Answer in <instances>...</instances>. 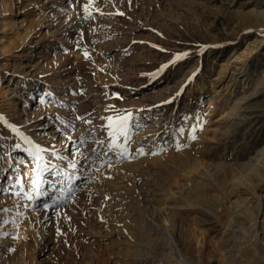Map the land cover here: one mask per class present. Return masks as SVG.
<instances>
[{
	"label": "rangeland",
	"instance_id": "obj_1",
	"mask_svg": "<svg viewBox=\"0 0 264 264\" xmlns=\"http://www.w3.org/2000/svg\"><path fill=\"white\" fill-rule=\"evenodd\" d=\"M86 3L0 0V194L11 189L17 132L42 148L39 164L21 168L24 183L32 165L58 174L44 198L55 201L51 224L16 193L0 264H171L172 245L147 223L152 199L177 217L196 264H264V88L254 89L264 74V0H94L85 18ZM68 73L73 83L62 87L79 96V120L65 143L54 132L64 91L52 92ZM126 113L120 157L102 126ZM95 116L102 126L87 123ZM73 150L79 166L67 160ZM105 189L117 193L116 210Z\"/></svg>",
	"mask_w": 264,
	"mask_h": 264
},
{
	"label": "bare ground",
	"instance_id": "obj_2",
	"mask_svg": "<svg viewBox=\"0 0 264 264\" xmlns=\"http://www.w3.org/2000/svg\"><path fill=\"white\" fill-rule=\"evenodd\" d=\"M11 11H13L12 13H14V10H11ZM15 24L16 23H13V25H15ZM66 82L69 83L70 86L73 83L71 74L68 73L67 75H64V76L59 75V79L54 81L55 85H57V86L55 87V90L53 89L52 96L57 95V92L60 93L61 89H63V91H64L65 89L62 86ZM254 85H255L254 86L255 91H257V89H259V87L264 88V74L259 75L254 79ZM64 92H61L62 93V99L59 98L58 100H55L56 101L55 102V105H56L55 108L57 110V112H56L57 113L56 114L57 120L60 123L57 125L56 130H54V132L60 133L61 137L63 139H65L64 142L67 143L68 139L73 140L75 138V136L77 135V132L74 131V129H75L74 125L78 122L79 117L73 119L72 121H71V118H73L75 116L76 107H77L76 100L79 98V96L74 95V91L71 88H68V89L66 88V92L65 93ZM234 114H235V110L231 111L229 115H234ZM71 115H72V117H71ZM101 120L102 119L95 116V120H92V121L87 120V123L92 125L94 122H96L98 126H102L103 122ZM107 126L108 125L102 126V129L105 132L104 135L108 134ZM92 127H93V125H92ZM86 131H88L89 134H94V135L96 134L95 131L90 130V129H87ZM20 132H22V131H20ZM129 134H130V130H129L128 135ZM17 137H18L17 139H18L20 145H16L13 149V152H15L14 153L15 161L13 160V157H11L9 159L10 163L13 166L15 165V169H16L14 174L10 173L8 175V178H9L10 183H11V189H9V190H7L6 188L4 190L1 189L2 192L0 194V202L3 205H5L4 209L6 210V213L1 214L3 217V220H1V223H0V228H1L2 233H3L2 237L0 236V242L3 244L2 248H1V252L3 250L2 254L5 256L7 253L4 254V252L7 250V247L10 244H12L11 243L12 240L10 239L11 237L4 236V234L8 233V232L10 233L11 229L13 228L12 224L7 223V219H9L8 217L14 216L13 211L10 209L13 206L12 204L14 202V197H15L16 193L22 192V196L24 197L23 198L24 201H22L21 204L23 207H25L26 212H28V214L30 216L34 217L36 219V221L38 222V220H40L42 218V217H40V215L43 213L44 214L43 217H45V221H47L48 224H51L53 221H52V217H49L48 210H50V205L53 204L54 202H49V200H44V198L46 196L45 191H47V188H46L47 185L46 184H47V182H50L49 185L51 186V184L55 183V181H57V178H58V174H57L56 169L54 170V172H52L53 175L48 177V176H45L42 172H40L38 167H35V165L31 164L33 166L32 168L35 169L34 173L32 174L33 175L32 179L29 182V184L24 183L23 175L19 174V172H21V168L25 165L26 166L28 165L27 160H26L28 158H30V160L34 161L35 164L36 163L39 164L40 159L43 158L42 150H41L42 148L39 147L37 140H35L31 136H28L24 133L17 132ZM96 142H98L97 143V145H98L101 142V140H98V137H96V139L94 140V145L96 144ZM116 143L120 144L121 147H115V146H113V147L116 151L121 153L120 157H122L123 152L127 151L126 150L127 149V142H125L123 137H120ZM111 144H112V139L110 138L109 139V145H111ZM107 145H108V142H107ZM69 146H70V144H69ZM73 148L74 147L71 148V146H70V148H68V149L71 150ZM74 150H76V149H74ZM74 150H73V154H74L73 158H70L69 156H66V157H67L68 162H69V160H71L74 164H76V162H77L76 155L79 157L80 154H78L77 151H74ZM54 151L57 152L58 155H60L58 152L59 148H55ZM8 157H10V156H8ZM87 160H88V157L84 158L81 161L80 167H82V173L83 174L85 172H87V168L89 166ZM50 164H52V162H50ZM59 164L61 165V163H59ZM118 165H120V164H118ZM76 166H79V165L76 164ZM4 168L7 169L8 167L6 165H4L3 170H4ZM62 171H64L63 175L65 174L68 176L70 174V172H72V167L65 166V168H63ZM76 171L77 170H75V172ZM0 172L4 173L1 170H0ZM67 176H66V178H67ZM133 179L131 182H129L130 185L128 184L130 187L131 186L135 187V184L137 183L136 180L134 181ZM72 183L73 182H72L71 177H70L69 180L67 181V184H65L63 186L62 190L68 188L69 185L71 186ZM106 186H108V184H106V182L103 181V185L100 186V187H102L101 190L103 191V188ZM108 188H111V187H108ZM111 193H112V191L110 189H108V190H106L104 195L107 196V199H111L110 201L113 202V204H112L113 208H114V210H116L117 207L119 206L118 199H116L117 193L114 196L111 195ZM120 194H119V196H120ZM38 196H39V198L37 199ZM173 198L175 199V198H180V197L173 195ZM184 200H185V198H184ZM151 201H153L152 205L150 204L151 207L147 206L149 209L146 210V212H149V216L147 217V220H148L147 223H150V231L153 232V233H151L152 235H156V236L160 235V236H162L165 243L169 242L172 245V249L175 252L177 260L172 262L171 264H196V262L192 261L193 260V259H191L192 256H190V254H192V252L191 253L189 252L191 244L186 246L187 240H185V237L182 235V232H180V222H178L177 217L174 214L170 215L168 212L164 211L165 210L164 208H162L164 210H162L161 208H158V206H156V201L154 199H152ZM46 205H47V207H46ZM118 212H120V211H118ZM8 229L10 231H7ZM201 244L199 246L198 245L196 246V249L198 251H199V249L202 250ZM11 247H12L11 248L12 251L13 250L15 251V254H16V252L20 251V250L18 251L17 244L12 245ZM22 255H23V253H22Z\"/></svg>",
	"mask_w": 264,
	"mask_h": 264
},
{
	"label": "snow or ice",
	"instance_id": "obj_3",
	"mask_svg": "<svg viewBox=\"0 0 264 264\" xmlns=\"http://www.w3.org/2000/svg\"><path fill=\"white\" fill-rule=\"evenodd\" d=\"M94 4V0H88V3L83 5L85 18L91 16V7ZM85 58L88 57V53H84ZM108 134L112 139V146L121 147L120 144L116 143L120 137H123L125 142L129 139V130L131 128L132 114L126 113L124 115L109 116L108 118ZM195 138V137H193ZM35 183V182H34ZM71 191V189H69ZM63 195V192L61 193ZM55 203V201H53ZM47 207V205H46Z\"/></svg>",
	"mask_w": 264,
	"mask_h": 264
}]
</instances>
